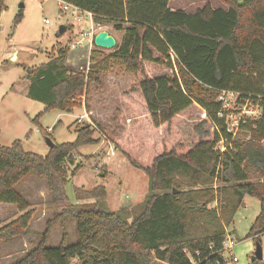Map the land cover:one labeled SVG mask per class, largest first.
<instances>
[{
	"label": "trees",
	"instance_id": "obj_1",
	"mask_svg": "<svg viewBox=\"0 0 264 264\" xmlns=\"http://www.w3.org/2000/svg\"><path fill=\"white\" fill-rule=\"evenodd\" d=\"M63 1L92 12L93 22L113 23L124 34L109 53L93 43L87 69L68 68L67 47L27 68L26 96L41 102L43 111L71 112L79 106V95L91 84L101 86L100 77L111 68L132 73L120 97L135 127L115 142L146 173L149 194L130 209L111 210L104 186H75L78 200L92 201L55 211L43 231L35 232L30 228L35 209L18 186L36 174L45 179L51 195H64L69 174L82 167L74 162V152L100 139L83 122L73 141L55 143L45 155L24 150L19 139L0 145V202L22 211L0 224V242L37 237L7 264H71L74 257L80 264H228L220 249L246 196L259 201L247 234L259 244L264 232V0H222L225 9L206 4L193 13L171 10L170 0ZM4 8L0 0V14ZM21 19L19 10L14 26ZM144 62L171 72L149 76ZM224 90L258 105L259 115L239 124L247 132L233 136L217 116ZM193 103L205 112L192 126L195 141H173L174 118ZM39 115L32 121L38 123ZM142 122L155 130L143 134ZM41 132L51 138L45 129ZM221 140L224 150L217 147ZM68 217L75 222L74 242H68ZM54 225L60 226V240L48 245ZM250 263L261 264L258 259Z\"/></svg>",
	"mask_w": 264,
	"mask_h": 264
},
{
	"label": "rangeland",
	"instance_id": "obj_2",
	"mask_svg": "<svg viewBox=\"0 0 264 264\" xmlns=\"http://www.w3.org/2000/svg\"><path fill=\"white\" fill-rule=\"evenodd\" d=\"M4 4L6 8L0 14V145L10 146L14 140L19 139L24 150L45 155L49 149L46 142L49 136H44L41 128L50 133V139L54 144L71 142L76 137L78 126L89 120L95 125L94 136L100 139L98 144H86L74 152V162L82 163V167L76 174H69L63 188L64 195H51L45 179L36 174H31L18 186L22 194L28 198L30 208L35 209L30 228L35 232H42L45 221L51 218L55 211L69 207L70 204L92 201L78 200L74 193L75 186H83L86 189L97 185L104 186L107 193L104 200L111 210L130 209L143 201L149 194L147 175L128 161L115 142L124 140L129 130L135 127L130 122L128 109L120 97L129 87L133 78L132 73L119 67L111 68L100 77L101 86L91 84L85 97L78 98L79 106L73 108L71 112L58 109L43 111L44 106L41 102L26 96L27 80L24 75L27 68L41 65L54 56L59 48L67 47V66L70 69H87L89 53L94 48L95 34L100 30H106L116 37L119 44L124 31L115 30L111 22H93L92 18L85 15L76 20L71 10L64 13L59 10V0H4ZM206 4L223 9L227 7L222 0H170L169 8L193 13ZM19 10L22 11V19L14 26L13 19ZM60 25L66 27L62 33L58 32ZM89 39H92V42H89ZM72 42L76 43L75 47H70ZM115 47L103 51L109 53ZM144 68L149 76L171 72L168 67H157L148 62H144ZM223 99L229 125H235L240 115H246L250 120L257 117L259 110L256 111V103L250 98L246 101L240 98L239 94L225 93ZM83 106L93 111V116L87 113L89 120L80 117L83 114ZM37 115L38 123L32 121ZM204 116V110L196 103L179 113L173 120L171 136L173 141L194 142L196 136L192 126ZM150 129L155 130L149 128L145 122L140 124V131L143 134ZM162 129V135L157 133L158 140L165 134V128ZM243 132L247 130L239 126L233 132V136ZM248 137L249 133L246 139ZM111 146L115 153L108 157ZM68 167L71 169L73 166ZM21 212L15 204L0 202V224L8 222ZM258 212V199L246 196L244 205L237 210L233 222L227 228L225 237L229 236L235 241L232 255L236 258L233 261L226 252L228 264H251L250 258L257 241L247 237V234ZM66 226L69 232L68 242H74L76 230L71 217L66 219ZM60 235V226L54 225L49 231L47 244H57ZM22 238L24 239L21 243L26 245L24 249L31 247L37 240L34 234ZM16 245L12 243L11 248L0 246V259H3L0 264L14 259L16 255L10 258L5 256L20 250L13 249L18 247ZM259 245L262 249L260 263L264 264V232L259 235ZM80 263L77 257L71 259V264ZM193 263L195 264L194 261ZM154 264L166 263L157 260Z\"/></svg>",
	"mask_w": 264,
	"mask_h": 264
},
{
	"label": "built area",
	"instance_id": "obj_3",
	"mask_svg": "<svg viewBox=\"0 0 264 264\" xmlns=\"http://www.w3.org/2000/svg\"><path fill=\"white\" fill-rule=\"evenodd\" d=\"M42 1H44V0H42ZM59 10H60L61 12H63V13H64L66 10H71V11H72V14H73V18L76 19V20L81 19L84 15H85V16H88V17H90V18L93 17L92 12L85 11V10H81V9L78 8L77 6H75V5H73V4H70V3H68V2H65V1H63V0H59ZM46 22H47V20H46ZM75 44H76V43H71L70 47H74ZM225 93H234L235 95H237V94H239V93L224 90V91H221V94H220V97H219V98H220V101H221V103H222V106H221V110L217 112V116H218L220 119H223V120H224L227 130H228L229 132H232V133H233V132L239 127V124H240L241 122H245V118H248V116H246V115H243V116L240 115L239 117H237V119H236V124H235V125H233V126L229 125L230 123H229V121H228V119H227V118H228V114H227L226 111H225V110H226V107H225V105H224V99H223V94L225 95ZM84 97H85V93L79 95L78 98L83 99ZM246 101H248V99H246ZM81 102L83 103V100H81ZM255 105H256V106H255L256 111H258V110H259L258 105H257V104H255ZM259 112H260V111H258V113H257L256 116L259 115ZM87 116H88V114L86 113V114H82L80 117H83V118H85V119H88ZM88 120H89V119H88ZM89 121H90V120H89ZM89 121H87V122H89ZM89 123L91 124L92 128H93V126H94V129H95V125L92 124L91 121H90ZM230 126H231V127H230ZM217 147H218L220 150H224V149H225L224 141L221 140V141L219 142V144H218ZM110 149H111V151L107 154L108 157H109L110 155H113V154L115 153V152H114V148H113L112 146H111ZM234 245H235V241H234L232 238H230L229 236L225 237V239H224L223 242H222V247H221V249H220V252L222 253L224 260L227 261V259H228V257L225 256V253H226V252H228V255L231 256V258H232L233 261L236 260L235 256L232 255V249H233V246H234Z\"/></svg>",
	"mask_w": 264,
	"mask_h": 264
},
{
	"label": "water",
	"instance_id": "obj_4",
	"mask_svg": "<svg viewBox=\"0 0 264 264\" xmlns=\"http://www.w3.org/2000/svg\"><path fill=\"white\" fill-rule=\"evenodd\" d=\"M66 29L65 26L60 25L59 26V33L64 32ZM93 43L96 47L102 48V49H110L113 48L116 45V39L113 35H111L106 30H100L98 31L95 36L93 37ZM46 142L48 144V147H53L54 143L50 138H46ZM255 259L261 260L262 259V249L259 244H256V248L254 253L252 254L250 260L253 261Z\"/></svg>",
	"mask_w": 264,
	"mask_h": 264
},
{
	"label": "crops",
	"instance_id": "obj_5",
	"mask_svg": "<svg viewBox=\"0 0 264 264\" xmlns=\"http://www.w3.org/2000/svg\"><path fill=\"white\" fill-rule=\"evenodd\" d=\"M66 30V29H65ZM115 39H116V37H115ZM89 42H92V39H89ZM73 43V42H72ZM71 45V44H70ZM75 47V46H74ZM69 68V67H68ZM75 68V67H74ZM70 69V68H69ZM76 69H78V68H75V69H73V68H71L70 70H76ZM86 95V94H85ZM85 112V113H84ZM82 113V112H81ZM86 113H88L89 114V116H93V111L92 110H90V109H87V107L86 106H83V114H86ZM99 114H101V113H99ZM88 117V116H87ZM89 119V118H88ZM130 120V119H129ZM24 238H19V239H14V240H11V241H8V242H0V246H9L10 248H11V244L13 243L14 245H16V244H18V245H16V246H18V247H13V249H16V248H20V250H18L17 252H15L14 254H11V255H6L5 257L6 258H10V257H12L13 255H16L15 257H17V256H19V255H21L26 249H24V247H26V245L24 244V243H21L22 242V240H23ZM24 242V241H23ZM14 257V258H15ZM2 258V257H1ZM13 259V258H12ZM2 260L3 259H0V261L2 262ZM11 259H9L5 264H7L9 261H10Z\"/></svg>",
	"mask_w": 264,
	"mask_h": 264
}]
</instances>
